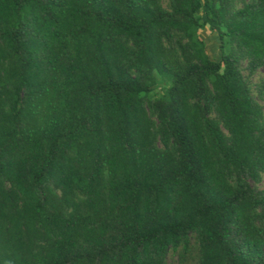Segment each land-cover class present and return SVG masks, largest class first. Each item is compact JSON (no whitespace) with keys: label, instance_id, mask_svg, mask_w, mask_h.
<instances>
[{"label":"trees","instance_id":"16d2710c","mask_svg":"<svg viewBox=\"0 0 264 264\" xmlns=\"http://www.w3.org/2000/svg\"><path fill=\"white\" fill-rule=\"evenodd\" d=\"M236 1L0 0V264H264V0Z\"/></svg>","mask_w":264,"mask_h":264},{"label":"rangeland","instance_id":"374dc122","mask_svg":"<svg viewBox=\"0 0 264 264\" xmlns=\"http://www.w3.org/2000/svg\"><path fill=\"white\" fill-rule=\"evenodd\" d=\"M249 1V0H245ZM244 0H237L236 5L237 7H242L243 6ZM162 4L169 8L170 7V0H162ZM203 13V12H202ZM201 34L203 38L206 40V45H207V50L210 53V55L215 58L219 59L221 57V50H220V39L218 38V34L214 31H211L209 28L204 29L201 31ZM247 62H243V66H246ZM244 74L246 77H248V82L251 85V87L254 89V94L256 95L257 93V86L262 82L264 79V68L261 67L257 69L254 73L249 74L246 69H244ZM260 189L264 188V175L263 179L260 183L256 184ZM179 254L178 252H175L173 250H170L167 256V261L169 264H179ZM188 264H198L196 260V254L195 252L189 254L188 256Z\"/></svg>","mask_w":264,"mask_h":264}]
</instances>
